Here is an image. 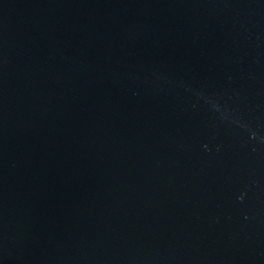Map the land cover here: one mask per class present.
Returning <instances> with one entry per match:
<instances>
[{
	"label": "water",
	"instance_id": "obj_1",
	"mask_svg": "<svg viewBox=\"0 0 264 264\" xmlns=\"http://www.w3.org/2000/svg\"><path fill=\"white\" fill-rule=\"evenodd\" d=\"M0 264H264V0H0Z\"/></svg>",
	"mask_w": 264,
	"mask_h": 264
}]
</instances>
